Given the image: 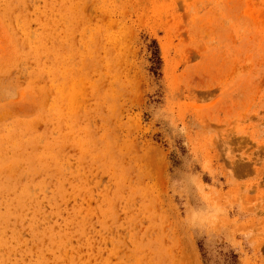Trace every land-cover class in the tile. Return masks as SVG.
Masks as SVG:
<instances>
[{
	"label": "rangeland",
	"instance_id": "rangeland-1",
	"mask_svg": "<svg viewBox=\"0 0 264 264\" xmlns=\"http://www.w3.org/2000/svg\"><path fill=\"white\" fill-rule=\"evenodd\" d=\"M0 264H264V0H0Z\"/></svg>",
	"mask_w": 264,
	"mask_h": 264
},
{
	"label": "trees",
	"instance_id": "trees-1",
	"mask_svg": "<svg viewBox=\"0 0 264 264\" xmlns=\"http://www.w3.org/2000/svg\"><path fill=\"white\" fill-rule=\"evenodd\" d=\"M153 59H154V61H158V56L155 55Z\"/></svg>",
	"mask_w": 264,
	"mask_h": 264
}]
</instances>
